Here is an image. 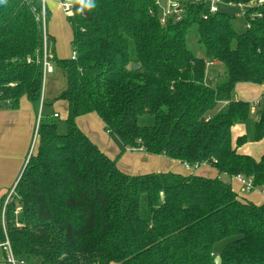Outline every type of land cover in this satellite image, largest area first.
<instances>
[{"label": "trees", "instance_id": "trees-1", "mask_svg": "<svg viewBox=\"0 0 264 264\" xmlns=\"http://www.w3.org/2000/svg\"><path fill=\"white\" fill-rule=\"evenodd\" d=\"M249 6L243 33L227 10L210 15L206 0H188L180 21L161 23L155 0H75L67 16L76 59L61 58L37 0H0V107L27 98L39 110L67 105L65 133L41 119L3 220L17 258L33 264H264V203L241 199L222 177L243 176L264 193V155L257 161L234 143L233 128L256 108L253 139L264 140V104L237 101L240 83L264 85V3ZM207 17V18H205ZM204 48V57L192 51ZM66 86L44 98V61ZM210 63L226 74L207 80ZM139 65V70H133ZM60 90V89H59ZM264 103V100H263ZM97 114L127 148L167 157L210 178L156 172L130 175L80 129ZM154 118L142 127L140 119ZM5 252L1 253L3 257Z\"/></svg>", "mask_w": 264, "mask_h": 264}, {"label": "rangeland", "instance_id": "rangeland-1", "mask_svg": "<svg viewBox=\"0 0 264 264\" xmlns=\"http://www.w3.org/2000/svg\"><path fill=\"white\" fill-rule=\"evenodd\" d=\"M37 1L41 3V0H37ZM48 5H49V9L51 10V18H50L48 27H49V32L51 34H54V33L57 34L58 56L62 58L71 57L73 55L74 50L71 44L72 34H71V27L67 21V15H65L63 11L61 12L58 11L59 10L58 6L55 5V3L51 2V3H48ZM225 9L234 16L237 13V9H228V8H225ZM233 25L238 33H243L246 31V23L242 19H234ZM190 46H191L192 51L196 54V56L204 57L205 52H204L203 47H201L200 45H197L196 43H193ZM225 74H226V70L220 64H216V63L208 64L207 80L209 81L213 80V82H216L219 77L221 78V76ZM64 82L65 80L63 79L62 74L59 71H56V69H54V72L48 75L46 78L44 98L46 97V95H47V98L50 97L49 94L53 95V93L58 89H64L66 86V83ZM259 101L260 100H256L252 102L251 104L255 107L258 105L257 102ZM63 104H65L64 101H59L57 104H54L51 107H48V106L44 107L42 106V103H41L40 108L37 111V122H36V127H35L36 130L39 126L38 124H40V122H38L39 116H40V121L42 118L45 119L47 116L49 117V119L53 121L55 120L53 117V114L57 112L60 115V119L56 120L59 126V132L65 133L67 130V125H66V113L63 111ZM259 104H261L262 106L264 103L263 101H261ZM19 109L12 110V109H8L5 107H0V113H5L3 110H7L6 112H8V116H6V119L3 120L2 124H0V186H4V184L10 183L9 187L1 188V191H3L1 193H4V194L0 196V203L3 198L4 199L6 198V200L4 201V206H3L4 212H5L7 205L12 201V199L14 198V195L16 194L15 191H16L17 183L20 179L19 178L17 183L14 186H12L14 183L15 177L13 178V175H14L16 167L18 169V172L20 170V174H21L25 168V165L27 163L29 156L32 153L36 152L37 140L34 145V135H35L34 133L36 132V130L32 132L29 138L25 137V140L23 142L21 139H18L19 138L18 133L22 134L21 126L18 124H15L14 120L12 119V115H13L12 111H18ZM257 113L258 112L255 108V112L253 110L250 120L248 121L247 126H246V133H247L248 138L250 139L251 144L256 143V141L253 139V134H254V125H255ZM154 123H155L154 118L150 115H146L140 119L139 125L142 127H149V126H153ZM114 140H117V138L114 137ZM23 147L26 149L24 154L21 153L23 151ZM129 150L132 153H137L138 151L142 149L136 150V149L129 148ZM121 151L125 154L128 153L123 148ZM140 158L141 157L137 156V157H130L129 159L131 160V163L133 164L137 162ZM165 158L168 159L167 157ZM147 167H149V163L147 164ZM150 167H151L150 168L151 170L153 171L156 170L154 164L151 163ZM197 170L198 169H191L190 171H187L185 164H184V167L181 171L182 172L186 171V174L188 173L196 174ZM222 179L225 181H230L226 177H222ZM242 187H240V189L237 188V190L239 192V196L241 197L243 196V198L247 197L244 199H248L252 201L253 203H255L256 201L259 202L260 200L263 199L258 189H253L252 191H248L245 187H244L245 189ZM0 214H1V207H0ZM0 226H1V216H0ZM0 264H7V262H5V260H1ZM26 264H31V263L26 261ZM33 264H41V260L37 259L36 261H34Z\"/></svg>", "mask_w": 264, "mask_h": 264}, {"label": "crops", "instance_id": "crops-1", "mask_svg": "<svg viewBox=\"0 0 264 264\" xmlns=\"http://www.w3.org/2000/svg\"><path fill=\"white\" fill-rule=\"evenodd\" d=\"M58 9H59L58 11L60 12L62 11L59 7ZM54 34L57 39V34L56 33ZM63 58H69V57H63ZM60 91L61 89L56 90L53 93V97H56L60 93ZM234 98L237 101H246L250 103L256 100H260L259 102H257L259 104L261 101L264 100V85L259 86L250 83H240L236 87ZM253 110L255 112V108ZM3 111L5 113H0V124H2L3 120H5L6 116H8V112H6L7 110H3ZM63 111L64 112L67 111L66 104H63ZM12 112H13L12 119L14 120L15 124L21 126L22 134L18 133L19 134L18 139H21L23 142L25 140V137L29 138L32 132L36 130L35 127L37 122V111L33 106V104L27 98H23L20 102V109L18 111H12ZM56 113L53 114V117ZM98 118L99 117L95 113L89 114L87 116L81 117L78 120V125L80 129L90 138V140L102 150V152H104L109 158L117 160L118 167L123 172L135 176L148 174L150 172L151 173L174 172L179 174H186V171L185 172L181 171L184 167V164L179 161L166 159L165 157L162 156L149 155L144 150H140L137 153L130 152L129 148L125 146V144L122 142V140L119 137L113 136L110 133H108V131H106L105 124L103 123L102 120H100V118L99 119ZM246 126L247 125H237L233 128L234 143H236L239 137L247 135ZM114 137H116L117 140H114ZM122 148L125 149L128 153L127 154L123 153L121 151ZM25 150L26 149L23 147V151L21 153L24 154ZM239 152L244 155H249L253 157L255 160L259 161L264 155V140L260 142H256L255 144H251V142H249L243 147H241L239 149ZM129 156L130 157L139 156L141 158L137 162L132 164L131 160L129 159L130 158ZM148 163H149V167H147ZM151 163L155 165L156 168L155 171L150 169ZM21 175L22 173L20 174V170L18 172V169L16 167L13 175V178L15 177L14 183L12 186H14L17 183ZM196 175L214 178L217 177L218 174L217 171L212 167L208 165H204L197 170ZM230 182L234 191L239 195L237 188L240 189V187H242L241 183L237 180V178L231 179ZM9 186L10 183H6L4 184V186H0V193L3 192L1 191V188H7ZM258 191L261 193L263 199L260 200L259 202L257 201L254 202L257 205H262L264 203V193H262L260 190ZM3 194L4 193H1L0 196H2ZM240 198L242 199L243 196L242 197L240 196Z\"/></svg>", "mask_w": 264, "mask_h": 264}, {"label": "built area", "instance_id": "built-area-1", "mask_svg": "<svg viewBox=\"0 0 264 264\" xmlns=\"http://www.w3.org/2000/svg\"><path fill=\"white\" fill-rule=\"evenodd\" d=\"M157 5L162 7V19L161 23L163 25L167 24L169 20L173 21H180L184 18L187 12V5L188 0H155ZM55 3L63 12L65 15H70L73 13V7L75 0H41V8H42V21L43 24L46 26V16H47V10L49 9L48 3ZM260 3H264V0H260ZM206 5L209 10L210 15L218 14L222 11H226L225 8L228 9H237V13L235 14L236 19H242L245 21L247 10L250 8L249 6L245 4H234V3H225L222 0H206ZM207 18V17H205ZM246 28L250 27V24H248L247 21ZM77 57L76 51H73V55L71 58L75 60ZM54 72L53 65L48 62V60L45 58L44 61V83H46V78L48 75L52 74ZM42 106H43V99H42ZM55 118H58V115L55 114ZM40 122V116L39 121ZM39 125V124H38ZM38 129L39 126L35 132L34 135V145L37 140L38 136ZM33 150V149H32ZM32 153V151H31ZM31 156V155H30ZM29 156V157H30ZM185 167L187 171H190L191 169H199V166H195L192 168L191 166L185 164ZM237 180L241 183L243 187H245L248 191H252L254 189L253 180L245 178L243 176L236 177ZM3 228H4V235H5V241L0 243V261L5 260L7 264H26V261L20 258H17L16 255L13 252L12 245L10 243V240L8 238L7 230L5 227V223L3 220ZM5 252V255L2 257L1 253Z\"/></svg>", "mask_w": 264, "mask_h": 264}, {"label": "water", "instance_id": "water-1", "mask_svg": "<svg viewBox=\"0 0 264 264\" xmlns=\"http://www.w3.org/2000/svg\"><path fill=\"white\" fill-rule=\"evenodd\" d=\"M132 69L133 70H139L140 66L139 65H133ZM221 262H222L221 257L217 256L216 259H215V264H221Z\"/></svg>", "mask_w": 264, "mask_h": 264}, {"label": "clouds", "instance_id": "clouds-1", "mask_svg": "<svg viewBox=\"0 0 264 264\" xmlns=\"http://www.w3.org/2000/svg\"><path fill=\"white\" fill-rule=\"evenodd\" d=\"M82 2H83V0H82ZM88 3H89V6H93L92 5V0H88Z\"/></svg>", "mask_w": 264, "mask_h": 264}]
</instances>
